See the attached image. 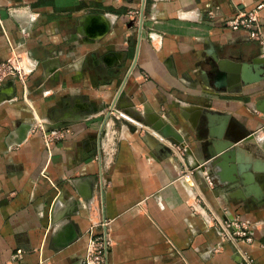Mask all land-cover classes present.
<instances>
[{"label": "crops", "instance_id": "0c3cea01", "mask_svg": "<svg viewBox=\"0 0 264 264\" xmlns=\"http://www.w3.org/2000/svg\"><path fill=\"white\" fill-rule=\"evenodd\" d=\"M260 2L0 0V62L20 53L32 68L0 90V264H82L90 223L103 218L110 264H241L215 215L250 227L243 246L264 264L259 181L231 190L202 169L210 130L223 125L254 135L247 156L264 161V81L217 88L209 63L264 58L226 24ZM260 20L264 38V8ZM153 116L172 121L184 146L133 124ZM70 228L79 235L63 243Z\"/></svg>", "mask_w": 264, "mask_h": 264}, {"label": "water", "instance_id": "95a60500", "mask_svg": "<svg viewBox=\"0 0 264 264\" xmlns=\"http://www.w3.org/2000/svg\"><path fill=\"white\" fill-rule=\"evenodd\" d=\"M105 30V28L93 29V34H102ZM209 63L211 65L210 73L213 75L217 88L226 86L227 83L229 85L236 83L249 85L264 81V60L262 58H257L251 63H239L229 59H221L214 54ZM247 68L253 69L254 72H246ZM4 87L5 85L0 86V90ZM257 109L264 112V100H259ZM227 120L228 117L225 116V121ZM172 123V121L168 123L163 119L159 120L157 116L151 117V122H148L149 125L159 131L164 137L183 147V137L174 132V127L170 130ZM209 136L212 140L209 141L206 148L207 151L204 154L205 162L202 169L206 168L208 173L212 170L219 178L229 180L233 184L230 188L231 190L240 186L246 189L249 185L256 184L255 178L256 182L259 181L260 187L259 193L256 196L260 199L264 198V161L252 160L246 153V151L251 154L257 152L253 147L255 146L254 135L250 132H243L230 137L229 134H225V127L223 125L218 130H210ZM261 153L264 156V153ZM70 231L67 230L65 231L66 233H63L61 237L62 241H64L63 243H67L78 237L79 234L74 229L70 228Z\"/></svg>", "mask_w": 264, "mask_h": 264}, {"label": "built area", "instance_id": "2783aa9c", "mask_svg": "<svg viewBox=\"0 0 264 264\" xmlns=\"http://www.w3.org/2000/svg\"><path fill=\"white\" fill-rule=\"evenodd\" d=\"M264 8V2L257 3L249 9L239 11L227 21V27L235 31H245L253 39L259 41L264 50V38L261 27V10ZM131 19L127 22V27L132 28L135 24L134 15L131 12ZM130 22H132L130 24ZM32 72V68L26 64L25 57L22 54H12L10 58L0 62V86L13 84L14 80L25 81L27 76ZM121 113L120 111H117ZM136 120L133 121L135 124ZM139 122L140 128L147 134L156 137L161 143L168 145L172 150L177 151L178 145L172 141H168L159 131L147 123ZM137 124V123H136ZM182 158V156L180 155ZM184 161V160H183ZM194 170L186 165L185 176L193 177ZM210 180V177L208 176ZM198 194L201 193L198 191ZM197 210V205H192ZM216 223L214 224L220 233L222 242L232 244L234 251L239 255L241 264H256L255 259L250 255L248 250L243 246L244 243H252L254 233L250 227L245 225L237 216L222 220L215 215ZM110 221L106 218L91 221L88 231L92 233V237L87 247V252L83 256L82 264H110V251L113 244V238L109 231ZM99 229V230H98ZM98 230V231H97ZM23 250L19 249L14 258H19Z\"/></svg>", "mask_w": 264, "mask_h": 264}, {"label": "flooded vegetation", "instance_id": "af4514ba", "mask_svg": "<svg viewBox=\"0 0 264 264\" xmlns=\"http://www.w3.org/2000/svg\"><path fill=\"white\" fill-rule=\"evenodd\" d=\"M129 22V21H128ZM132 22H130V24H131ZM115 55V57L117 58V60L116 61H118L120 58H121V55L120 54H114ZM11 85V84H10Z\"/></svg>", "mask_w": 264, "mask_h": 264}, {"label": "bare ground", "instance_id": "6f19581e", "mask_svg": "<svg viewBox=\"0 0 264 264\" xmlns=\"http://www.w3.org/2000/svg\"><path fill=\"white\" fill-rule=\"evenodd\" d=\"M264 60V58H262ZM250 85V84H249ZM139 126L141 125L139 122L135 121ZM171 130V128H170ZM166 138V137H165ZM168 141H170L168 138H167Z\"/></svg>", "mask_w": 264, "mask_h": 264}, {"label": "rangeland", "instance_id": "374dc122", "mask_svg": "<svg viewBox=\"0 0 264 264\" xmlns=\"http://www.w3.org/2000/svg\"><path fill=\"white\" fill-rule=\"evenodd\" d=\"M238 217V216H237Z\"/></svg>", "mask_w": 264, "mask_h": 264}]
</instances>
